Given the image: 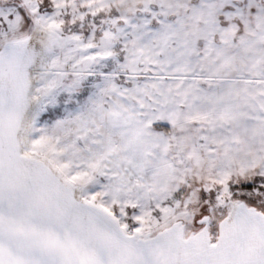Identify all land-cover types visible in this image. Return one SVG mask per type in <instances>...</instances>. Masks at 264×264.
<instances>
[{
  "label": "snow or ice",
  "instance_id": "obj_1",
  "mask_svg": "<svg viewBox=\"0 0 264 264\" xmlns=\"http://www.w3.org/2000/svg\"><path fill=\"white\" fill-rule=\"evenodd\" d=\"M0 264H264V0H0Z\"/></svg>",
  "mask_w": 264,
  "mask_h": 264
}]
</instances>
